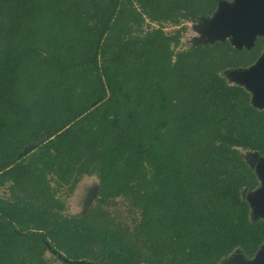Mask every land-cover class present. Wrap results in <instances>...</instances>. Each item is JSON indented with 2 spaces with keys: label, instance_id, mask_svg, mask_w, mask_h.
<instances>
[{
  "label": "trees",
  "instance_id": "trees-1",
  "mask_svg": "<svg viewBox=\"0 0 264 264\" xmlns=\"http://www.w3.org/2000/svg\"><path fill=\"white\" fill-rule=\"evenodd\" d=\"M219 1L0 0V264L255 257L244 151L264 156V107L224 72L255 63L264 36L179 47L183 21ZM85 174L95 201L68 215L59 189Z\"/></svg>",
  "mask_w": 264,
  "mask_h": 264
},
{
  "label": "rangeland",
  "instance_id": "rangeland-1",
  "mask_svg": "<svg viewBox=\"0 0 264 264\" xmlns=\"http://www.w3.org/2000/svg\"><path fill=\"white\" fill-rule=\"evenodd\" d=\"M228 1L230 3H233V0H228ZM229 7H230L229 12L220 13V15L218 16L217 18L218 27L220 26L230 27L231 25H235V24L241 26L248 23L249 18L247 17V14L244 10L243 11L241 10L236 14L235 11V9H237L235 8L236 5L231 4V6ZM181 25L185 27V30L183 31V35L181 38V44L179 46L180 48H186L189 45L201 43V41H204L211 37L209 23H207V20H204L203 18H196V20H186L183 21ZM177 27L179 26H174L167 23L164 25L166 32H171ZM232 35H227L226 36L227 40ZM236 35L238 41H244L245 44L246 41L249 40V36L246 35L244 32H242L241 30H238ZM245 44H243V46H245ZM250 69H253L251 71H254L253 73L251 72L252 75H259L260 72L264 70V54ZM224 73L230 83L238 84V82L242 80L240 77L241 75L240 72L237 71L231 72V70L229 69L226 70ZM241 82H245V81H241ZM249 87L255 97V101L258 104V106L260 107L264 106V88L262 89L261 86L256 84ZM244 154L247 161L250 164L253 163L252 164L253 168L256 171L257 176L259 178L258 187L253 190H247L245 192V195L249 203L251 204L252 217L254 219L261 218L264 220V156L255 157V151H244ZM98 186H99V181L95 174H85L80 178V180L77 182V184L74 186L72 190H68V187L60 188L58 195L65 200L66 203L65 213L68 215L83 214L89 208V206L94 203L96 190ZM92 192H95V195H93ZM0 194L7 196L8 195L7 188L1 187ZM115 202L116 204H112L111 206L108 207L109 210L113 214L123 213L125 211L124 203H122L120 199H116ZM262 249L263 250L262 252L259 253V256L264 261V245ZM222 264H256V263L245 259L239 251H236ZM257 264H264V262Z\"/></svg>",
  "mask_w": 264,
  "mask_h": 264
},
{
  "label": "water",
  "instance_id": "water-1",
  "mask_svg": "<svg viewBox=\"0 0 264 264\" xmlns=\"http://www.w3.org/2000/svg\"><path fill=\"white\" fill-rule=\"evenodd\" d=\"M231 4L236 5L235 7L237 8L235 9L236 14L237 12L241 10L242 11L244 10L246 12L247 17L249 18L248 23L245 25H241V26H239L238 24H235V25H231L230 27H224V26L218 27L217 25L218 16L220 15V13L229 12V8H230L229 6H231ZM203 19L207 20V23H209L211 37L201 42H211L212 43L216 40L224 41V40H227L226 38L227 35L233 34L230 38H228V40L231 42V44L234 47L239 48V49L242 47L250 48L255 44V41L259 36H264V0H233V3H230L228 0H220L218 2L217 9L214 11V13L208 17H203ZM238 30H241L242 32H244L246 35L249 36V40L246 41V44L244 43V41H238V39L236 38L237 36L236 33L238 32ZM243 44H245V46H243ZM263 54H264V48L259 58ZM259 58L255 61V63L259 60ZM255 63L245 68H235V69H230V70L231 72L237 71L241 73L240 75L242 79L241 81H245L246 83L239 81L238 84L244 86L251 93V101L253 105L259 108H263L264 106L262 107L258 106V104L255 101V97L249 87V86H253L256 84V85L261 86L262 89L264 88V70L261 71L259 75L251 74V72L253 73L254 71H251L253 69H250V68L253 67ZM31 149H32V145H28L23 150V152L19 154V157L23 154L28 153ZM257 156H259V154L255 152V157ZM252 164L253 163H251L250 165L253 167ZM90 201H91V198H90ZM263 245L260 248V250L257 252L254 258L248 259L249 261L251 262L253 261L256 264L264 262L263 259L259 256V253L262 252L263 250L262 249Z\"/></svg>",
  "mask_w": 264,
  "mask_h": 264
},
{
  "label": "flooded vegetation",
  "instance_id": "flooded-vegetation-1",
  "mask_svg": "<svg viewBox=\"0 0 264 264\" xmlns=\"http://www.w3.org/2000/svg\"><path fill=\"white\" fill-rule=\"evenodd\" d=\"M192 20H196V19H192ZM92 194L95 195L94 192H92ZM93 195H92V196H93ZM247 260H248V259H247Z\"/></svg>",
  "mask_w": 264,
  "mask_h": 264
}]
</instances>
